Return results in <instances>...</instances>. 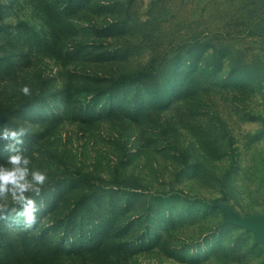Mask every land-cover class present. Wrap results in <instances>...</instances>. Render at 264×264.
I'll use <instances>...</instances> for the list:
<instances>
[{"label":"rangeland","instance_id":"1","mask_svg":"<svg viewBox=\"0 0 264 264\" xmlns=\"http://www.w3.org/2000/svg\"><path fill=\"white\" fill-rule=\"evenodd\" d=\"M5 126L48 180L0 264L263 263L264 0H0Z\"/></svg>","mask_w":264,"mask_h":264},{"label":"clouds","instance_id":"2","mask_svg":"<svg viewBox=\"0 0 264 264\" xmlns=\"http://www.w3.org/2000/svg\"><path fill=\"white\" fill-rule=\"evenodd\" d=\"M25 95L31 94L29 84L20 87ZM28 130L23 127L0 128V141H5L3 148L9 155L5 163H0V197L10 194L12 201L19 207H9L7 202L0 203V218L5 212L15 213L17 217H23L25 223L31 226L37 221V213L45 206L41 199L48 172L46 169L31 167V158L26 154L27 149L23 148L24 137ZM10 141V143H8Z\"/></svg>","mask_w":264,"mask_h":264},{"label":"trees","instance_id":"3","mask_svg":"<svg viewBox=\"0 0 264 264\" xmlns=\"http://www.w3.org/2000/svg\"><path fill=\"white\" fill-rule=\"evenodd\" d=\"M149 74L147 73V72H138V73H136V74H133V75H126V76H124V78L123 79H128V80H130V81H138V79L139 80H141L143 77H146V76H148Z\"/></svg>","mask_w":264,"mask_h":264},{"label":"water","instance_id":"4","mask_svg":"<svg viewBox=\"0 0 264 264\" xmlns=\"http://www.w3.org/2000/svg\"><path fill=\"white\" fill-rule=\"evenodd\" d=\"M261 222L264 223V217L257 218L255 220V222H254V226H255V229L257 230L260 238L264 241V233L262 232V229H261V226H260L261 225ZM262 264H264V261H263Z\"/></svg>","mask_w":264,"mask_h":264}]
</instances>
